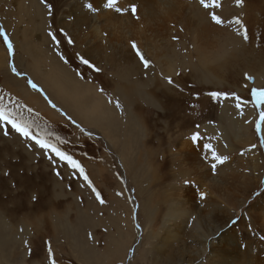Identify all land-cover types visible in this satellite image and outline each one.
I'll use <instances>...</instances> for the list:
<instances>
[{
	"label": "rangeland",
	"instance_id": "1",
	"mask_svg": "<svg viewBox=\"0 0 264 264\" xmlns=\"http://www.w3.org/2000/svg\"><path fill=\"white\" fill-rule=\"evenodd\" d=\"M2 1L0 27L7 29L11 39L10 30L7 26L4 28L5 17L12 19L19 31L23 24L16 23L18 20L14 17V0ZM46 2L52 5L53 14L43 20L42 27L38 24L39 18H26L29 23L26 26L27 32L31 33L27 36L28 39L35 40L43 33L46 36L50 30L55 32L60 41L59 46L49 35L47 37L50 41L48 56L54 53L52 57H57L59 62L53 65L54 69L62 71V67H68L75 72L77 78H80L77 73H81L86 84L88 81V84L98 86L97 91L101 92L100 89L103 88L101 94L105 99L102 102L104 109L101 110L104 117L114 114L120 119H126L125 110L128 109L133 118L132 128L126 130L127 119L125 130L119 136L105 134L102 124L90 122L92 118L87 116L84 108L78 110L80 105L76 107L78 113L81 112L76 115L77 118L64 110L61 105L64 100L60 102L55 98V103L48 95L76 123L80 121L98 134L86 128L81 132L39 93H35L39 95L37 100L30 99L21 92V88L26 87L28 92L36 91L28 86L30 75L18 67L16 59L17 54L20 55L24 66L30 68V64L25 63L29 61V56L23 53L22 46L13 41L14 55H9L0 38V53L6 52L7 63L6 67L0 66V91L5 85L33 105L34 109H31L34 114L33 111L31 114L27 112L30 107H23L22 113L26 119L35 122L34 131L43 134V130H47L67 141L62 147L80 162L83 161L81 164L88 176L106 200L104 205H100L91 189L82 186L85 183L82 178L74 173L70 175L71 170L63 165L58 167L61 172V177L58 178L55 175L56 169L39 155V150H35V154L29 152L16 133L10 131L11 137H5L0 131V219L6 227V232H1L0 264H51L49 246L56 264H210V245L218 252L216 259L223 261L219 263L211 259L214 264H264V147L260 143L261 133L256 131L260 109L252 103L241 105V109H237L236 101L231 98L215 99L208 95L209 92L219 91L250 101L252 88H264V82L257 83L256 79L259 72L264 76V0H243V6H239L237 0H216L220 7L215 9L203 8L199 0H151V12L138 4L139 18L135 17L137 24L134 32L135 37L140 40L131 41H135L155 65L151 73L155 82L145 81V87L137 79L134 69L124 75L125 63L121 62V66L110 69L104 62L89 59L102 69L100 72L80 63V56L87 58L82 50L79 51L82 44L78 43V36L69 44L67 41L68 38L72 39L69 33L71 30L61 25L64 24L65 14L69 13V7L76 2L82 4L84 0ZM125 4L127 3H122L123 6ZM43 6L47 11L44 4ZM225 8H231L227 15H223ZM212 11L219 16L221 14V18L224 17L225 27L229 21L237 18L244 21L249 41L244 42L241 35H230L232 38L237 35V46L243 42L244 51L237 49V46L235 48L231 42L232 46L227 47L226 52L236 49L239 55L236 61L250 65L249 70L242 72V68H236L233 58L230 63L222 66L223 60L219 59H224L226 55L224 50L217 48L216 35L221 31L224 34L226 30L225 27L216 25L207 34V26L211 25L208 23L212 22ZM87 13L90 14V11ZM123 19L126 17L123 16ZM8 23L10 27L11 22ZM121 24H124L123 20L116 24L110 22L109 26L114 27L111 31L109 28V34L114 28H120ZM233 28H237V25H233ZM11 29L14 33V29ZM61 29L69 34L68 37L61 35ZM228 29L230 28L227 27ZM83 34L79 35L80 39H86ZM91 34L93 33L89 30L88 40ZM152 34L156 35L154 37L158 35V40ZM124 36L127 35L118 31L109 36V42L102 44L107 47L110 58L111 46L118 48V44L122 42L121 53L130 56ZM160 37L162 41L159 40ZM154 39L160 41L159 44ZM150 46L152 49H149ZM129 47L131 48V42ZM163 48H166L165 51ZM57 53L62 54L68 63L65 64ZM166 54L171 56V85L163 74V69L168 68ZM43 56L45 57L44 54ZM44 57L38 63L39 67L44 65ZM135 58L140 67H143L139 59ZM47 60L51 63L50 57ZM13 64L22 75L12 73ZM44 71L47 73L48 69ZM212 71L216 72L217 77ZM139 75L143 78L141 69ZM246 75L252 79H246ZM43 78L40 80L41 85ZM31 79L42 87L35 79ZM21 80L22 84L18 82ZM118 85L119 90H124L121 98L112 96ZM26 88H23L25 92ZM89 96L87 93V99L83 98L84 104L90 101ZM123 100L129 105L123 103ZM117 102L120 108L116 107ZM88 104L89 102L85 105ZM34 106L41 108L37 110ZM40 117L45 120L41 119L37 124L36 120ZM233 120H242L246 128L237 134L220 136V131L227 129ZM196 133H199V140L193 141L192 137ZM101 136L104 141L100 139ZM252 145L256 147L252 148ZM94 146L96 149H93ZM213 151L229 157L223 165L217 166L215 172L211 168ZM25 152L33 155V160L27 153L24 155ZM170 214H173V219L169 217ZM22 222L25 230L20 225ZM215 226H219V230L214 233L215 237L205 236L208 238L204 239L202 235L209 234ZM196 227H207V231L204 233L202 229L201 232ZM11 231L15 234L13 239L10 237ZM120 233L122 235L119 236ZM121 236L126 237L124 246L121 244ZM75 240L80 242V249ZM109 244L110 251L107 250ZM118 246H121L122 252L119 256L115 253ZM134 247H138V253H134ZM111 248L114 250L111 251ZM126 248L129 249L125 250ZM108 252L114 259L110 258Z\"/></svg>",
	"mask_w": 264,
	"mask_h": 264
},
{
	"label": "bare ground",
	"instance_id": "2",
	"mask_svg": "<svg viewBox=\"0 0 264 264\" xmlns=\"http://www.w3.org/2000/svg\"><path fill=\"white\" fill-rule=\"evenodd\" d=\"M85 2L84 3H80V4H77V2H76V4L74 5V6H71V8L69 7V13L68 14H65L64 16H65V18H64V20H63V22H64V24L63 25H61L62 27H64V28H66V29H70L71 31H69V33L72 35V40L74 41V40H76V39H74V38H76V36H78V43L80 44H82V46H79V51H81L82 53H84L85 54V56L88 58V59H90V60H92V61H95V62H98V63H106V65H108L109 67H110V69H115V68H117V66L118 65H120V63L122 62V63H125L126 65H125V68H124V70L126 69V71L124 72V75H125V73H128L129 71H131L132 69H134V71L137 73V75H138V77H137V79H140L142 82V84H143V87H145V84H144V82L145 81H148V83L150 82H155V81H153V79H152V76H151V73H152V71H153V69L154 68H152V69H150V70H148V71H145L144 70V68L143 67H140L141 65H139V62H138V60L135 58L136 57V55H135V53H134V51H132L131 50V48L129 47V43L130 42H132L131 40H140V39H138V38H136L135 37V32H134V29H135V25L137 24V22H136V18L135 17H133L131 14H130V12L129 11H125V12H123V13H117L115 10H108V9H106V8H104L103 7V5H104V3L106 2V0H91V2H93V4H94V6L95 7H97L98 9H99V11L98 12H90V14H88L87 12L89 11L88 9H87V7L85 6L90 0H84ZM0 2H3L2 0H0ZM127 3L128 5H130L131 3H135L136 5H138V4H141V5H143V6H145L144 8L146 9V11L147 12H151L150 10H151V6H152V4H151V0L150 1H145V0H120V4L122 5V3ZM6 3V2H5ZM14 3L16 4V8H15V10H16V13H15V15L14 14H12L11 16L13 17V15H14V17L18 20V21H16V23H18V22H20V23H22L23 25V27H22V30L21 31H19L18 30V28H17V25H15V22L14 21H12V19H10V18H8V17H5V20H6V22H5V20H4V24H5V29H6V26L8 27V29L10 30V34H11V40L13 41V42H15L17 45H19V46H22V51H23V53H26L29 57H27L28 58V60L29 61H27V62H25V63H27V64H30V68H26L25 66H24V61H22L21 59H20V55H18L17 54V56H16V59L18 60V63H17V65H18V67L21 69V70H23L24 72H26L27 74H29L30 76H32V77H34L36 80H37V82L39 83V84H41L40 83V80L45 76V81L43 82V85H42V87L44 88V90L48 93V95L50 96V98L55 102V103H57V101H56V99H55V93H56V91H55V93H54V96L51 94V92L47 89L48 87L49 88H55L56 86L59 88V92H60V96L63 98V102H61L62 104V106L64 107V110L65 111H67L71 116H76L77 114H79V113H81V112H79L78 113V110L80 111V109L81 108H84L83 109V111H85L87 114V116L88 117H90V118H92V120L90 121V122H93V121H96L97 123H100V124H102V126H104L105 128L103 129V131L105 132V134H115V135H120L121 134V132L123 131V130H125V120H127L128 119V122H127V125H126V130H131V128H132V121H133V118H132V114L131 113H129V111H128V109H126L125 110V112H126V119H120V118H118V117H116V116H114V114L113 115H110L111 116V118H109V115H105V117H104V113H103V110H101V109H104V106H103V101H104V97L102 96V94H101V92H99V91H97V87L95 86V85H91L90 83L88 84V81H87V84L85 83V81H83L82 79H80V78H77L76 76H75V72H73L72 70L70 71V69L68 68V67H66V68H64V67H62V71L60 70V69H54V66L53 65H57L59 62H58V60L56 59V58H54V57H52L53 55H55L54 53H53V55H50V56H48V51H49V49H48V47H49V43H50V41L47 39V37H48V33L46 34V36H45V34L43 33V35H40L39 37H36V38H34L35 40H31L30 38L28 39V37L27 36H29V33L30 32H27V30H28V28L26 27L29 23H28V20L26 19V18H28L29 19V17L31 18V19H33V18H39L40 19V23H38L39 25H41L42 24V22H43V20L46 18H48V15H47V11H45V9H44V6H43V4L40 2V0H14ZM225 3V2H224ZM70 4H72V3H70ZM127 4H125V6H123L125 9H127L129 6L127 5ZM7 5H8V3H7ZM18 7V8H17ZM139 7H141V6H139ZM153 7V6H152ZM233 7V6H232ZM47 9V8H46ZM244 9V8H243ZM230 10H231V8H230ZM229 8H225L224 9V11H223V15L224 14H228L229 13ZM67 11V10H66ZM111 11L113 12V13H111ZM12 12V11H11ZM127 12H128V14H127ZM145 12V11H144ZM13 13V12H12ZM63 13H65V12H63ZM146 13V12H145ZM222 13V12H221ZM220 14V13H219ZM225 15V16H226ZM230 15V14H229ZM228 15V16H229ZM123 16H125L126 17V19H123ZM220 16H221V14H220ZM227 16V17H228ZM157 17V16H156ZM222 18H224V17H222ZM229 18V17H228ZM119 20H123L124 21V24H121L122 26L120 27V28H114L113 30H112V32H111V34H109L110 33V31H111V28H113L114 26L112 25L111 27L109 26V24H110V22H114V24H116V23H118L119 22ZM157 20V19H156ZM230 20V19H229ZM118 21V22H117ZM8 22H11V28H13L14 29V33H13V30L8 26ZM121 22V21H120ZM228 22V21H227ZM8 23V24H7ZM157 23V22H156ZM163 23V22H162ZM243 23H244V21H243ZM19 24V23H18ZM62 24V23H61ZM159 24H161L160 23V21H159ZM208 24H211V25H209V26H207V34H209V32L211 31V29L214 27L215 28V24L214 23H212V22H209ZM144 25V24H143ZM154 25V24H153ZM158 25V24H157ZM162 25V24H161ZM161 25H160V27H161ZM233 25H235V23H232V24H229L228 23V25L225 27V30H226V32H224V34H223V32L221 31V32H218L217 33V31H216V33H217V35H216V46H218L217 48H219L221 51L222 50H224V52H225V54L224 55H226V57H224V59H221V57H220V59L219 60H223V62H222V66H224V65H226V63H230V61H231V59L233 58L234 59V61H236L237 60V57L239 56L237 53H236V49H234L235 51H229V52H226V48L228 47H230V46H232V44H233V46L236 48V46H237V44H238V40H237V35L235 36V38H232L230 35H233V34H236V31H237V28H233ZM14 26L16 27V28H14ZM41 27H42V25H41ZM153 27V26H152ZM159 27V28H160ZM227 27L228 28H230V29H228L227 30ZM109 28H110V31H109ZM158 28V30H160ZM156 29V28H155ZM154 29V30H155ZM89 30H91V32L93 33V34H91V36H90V38H89V40L87 39L89 36L87 35L88 34V31ZM137 30H138V28H137ZM154 30H153V32H154ZM217 30V29H216ZM6 31H7V29H6ZM119 31V33L120 34H125V35H127V36H124V38H123V40H124V43L125 42H127L128 44H127V47L129 48V50H130V52H129V54H130V56H127V53H126V56H124L125 55V53H124V55L121 53V50L120 49H123L122 48V46L121 45H123V42L122 43H119L118 45V48H117V46H111V48L110 49H112V52L111 51H109V52H111V55H112V58H110V55L107 53V51H106V46H103L102 44H104V43H106V41H108V39L110 38L109 36L111 35H114V34H116V32H118ZM232 31V32H231ZM156 32V31H155ZM158 32V31H157ZM72 33H74V34H72ZM83 33H86V34H83ZM105 33H107V35H105ZM142 34H143V32H141ZM31 34V33H30ZM35 34H36V32H35ZM76 34V35H75ZM81 34H83V35H86V39L85 38H82V39H80L81 38V36H80V38H79V35H81ZM146 35V34H145ZM153 35V38H155L156 40H158V35H157V37H154V36H156V35H154V34H152ZM88 36V37H87ZM160 36V35H159ZM85 37V36H84ZM114 37V36H113ZM117 37V36H116ZM120 37V36H119ZM150 37V36H149ZM217 37H219V38H217ZM121 38V37H120ZM145 38H146V36H145ZM161 39H159L160 41H162V37H160ZM164 38V37H163ZM166 38V37H165ZM164 38V39H165ZM122 39V38H121ZM154 39V40H155ZM31 40V41H30ZM81 40V41H80ZM117 40V39H116ZM155 40V41H156ZM243 40V39H242ZM129 41V42H128ZM143 41V40H142ZM148 41H150V38H149V40ZM160 41H156L157 43L158 42H160ZM77 42V41H76ZM109 42V41H108ZM231 42H232V44H231ZM145 43V42H144ZM149 43H151V42H149ZM163 43H164V41H163ZM113 44V43H112ZM111 44V45H112ZM159 44V43H158ZM169 44H170V42H169ZM207 45L208 46H210V43H207ZM109 46V45H108ZM161 46V45H160ZM155 47H157V46H155ZM143 48V47H142ZM240 48V50L242 49V51H244V49H245V45L243 44V42H241V44H240V46H237V49H239ZM43 49H46V50H43ZM149 49H152V47L150 46V48ZM166 49V48H165ZM165 49L163 48V50L165 51ZM183 49H185V47L183 46ZM232 49V48H231ZM107 50H109V49H107ZM127 50V49H126ZM128 50V51H129ZM168 50V49H167ZM200 50V49H199ZM219 50V51H220ZM1 51V50H0ZM18 51V50H17ZM158 51H160V50H158ZM4 52V51H3ZM38 52V53H37ZM161 52V51H160ZM159 52V53H160ZM167 52V51H166ZM238 52V51H237ZM240 52V51H239ZM165 53V52H164ZM164 53H162V54H164ZM222 53V52H221ZM43 54L45 55V57H50V59H51V63H50V65H49V63H48V58H45L44 56H43ZM104 54V55H103ZM152 54V53H151ZM168 54V53H167ZM165 55V58H166V61L168 62V68L167 69H163V74L164 75H166V77L167 76H169V67H171L172 66V63L171 64H169V62H170V57L171 56H168V55ZM182 54V53H181ZM101 55H103V56H101ZM154 55V54H153ZM152 55V56H153ZM159 55V54H158ZM157 55V56H158ZM172 55H173V53H172ZM187 55V54H186ZM151 56V55H150ZM156 56V55H155ZM161 56V55H160ZM164 56V55H163ZM177 56H178V54H177ZM221 56V55H220ZM42 57H44V60H43V63H44V65H42V66H38V63L39 62H41V59H42ZM103 57V58H102ZM184 57V56H183ZM154 58V57H153ZM164 58V59H165ZM0 59H2L1 61H0V66H1V68L2 67H6V52H4V53H0ZM26 59V58H25ZM156 59V58H155ZM185 59V58H184ZM163 60V59H162ZM183 60V59H182ZM181 60V61H182ZM14 61V60H13ZM16 61V60H15ZM185 61V60H184ZM177 62V61H176ZM15 63V62H14ZM178 63V62H177ZM183 63V62H182ZM186 63V62H185ZM204 63V62H203ZM238 63H239V65H238ZM26 64V65H27ZM95 64V63H94ZM190 64V63H189ZM49 65V69H48V71H47V73L44 71V67L45 66H48ZM176 65V64H175ZM204 65V64H203ZM121 66V65H120ZM193 66V65H192ZM233 66V65H232ZM101 67V66H100ZM161 67V66H160ZM173 67H174V64H173ZM194 67V66H193ZM234 67V66H233ZM238 67H240V68H242L243 70H242V72H245V70H249V68H250V65H248V64H243L242 62H238V61H236V68H238ZM47 68V67H46ZM140 69H141V72H142V75H143V78H142V76H140L139 74H140ZM162 69H160V70H162ZM203 69V68H202ZM210 69V68H209ZM225 69V68H224ZM117 70V69H116ZM192 70V69H191ZM190 70V71H191ZM194 70V69H193ZM119 71V70H118ZM198 71V70H197ZM196 71V72H197ZM122 72V71H121ZM193 73V72H192ZM200 73V72H199ZM208 73V72H207ZM212 73H213V75L214 76H216V72H214V71H212ZM133 74V73H132ZM239 74V73H238ZM28 75V76H29ZM127 75V74H126ZM208 75V74H207ZM212 76V75H211ZM212 77V78H214V79H216V77ZM126 77V76H125ZM210 77V76H209ZM38 78V79H37ZM124 78V77H123ZM44 79V78H43ZM256 79H257V83H261V82H264V76H263V74H262V72H259L258 74H256ZM18 82H20L21 84L23 83V80H21V81H18ZM129 82V81H128ZM8 84V83H7ZM11 86V85H10ZM44 86H48L47 88H45ZM165 86V85H164ZM23 88H26V87H22L21 88V92L22 93H24V94H26L29 98L31 97V98H33V100H37L38 99V96L35 94V92H28V89L26 88V90H27V92H25L24 90H23ZM119 85H118V88L117 89H115L114 90V92H112V96L114 95L115 96V98H121L120 97V95L122 94L123 96H124V90L122 89H120L119 90ZM87 91V92H85V91ZM31 93H33V94H35V95H31ZM58 93V92H57ZM87 93H88V95H90L89 96V98H90V101H86V103L87 102H89V104L86 106L85 104H84V102L85 101H83V98H86L87 97ZM84 94H86L85 96H84ZM57 97V96H56ZM105 97H108V96H105ZM30 98V99H31ZM94 100H93V99ZM104 98V99H103ZM112 98V97H111ZM87 99V98H86ZM85 99V100H86ZM24 100H26V99H24ZM27 101V100H26ZM30 101V100H29ZM103 102V103H102ZM123 103H125V104H127L126 102V100H123L122 101ZM74 104V105H73ZM80 105V107L78 108V110H77V106H79ZM127 105H129V104H127ZM105 108H107V106L105 107ZM82 111V112H83ZM108 111V110H107ZM106 111V112H107ZM104 112H105V110H104ZM110 112H111V109H110ZM84 113V112H83ZM83 113H82V115H83ZM112 113H114L113 111H112ZM116 115V114H115ZM53 116H54V114H53ZM77 117V116H76ZM79 117H81V115L79 116ZM102 117V119H100ZM78 118V117H77ZM106 119V120H105ZM77 120H82V119H77ZM99 125V124H98ZM116 125H117V128H116ZM227 129H225V130H223V131H220V136H224V135H226V136H228V135H232V134H237L238 132H242L245 128H246V125H245V123L244 122H242V120L241 121H231L230 122V124H229V126L228 127H226ZM43 130V129H42ZM125 132V131H124ZM130 132V131H129ZM124 135H125V133H124ZM116 137V136H115ZM108 138H110V137H108ZM123 139H124V137H122ZM107 140V139H106ZM120 140H122V139H120ZM11 150V149H10ZM9 150V151H10ZM27 152H25V154L24 155H29L31 158V160H33L32 159V156H31V154H29V153H27ZM10 165V164H9ZM59 184V183H58ZM59 185H61V184H59ZM65 185V184H64ZM61 192V191H60ZM82 192V191H81ZM62 194V193H61ZM68 194V193H67ZM66 194V195H67ZM62 195H64V194H62ZM69 195H72V194H70L69 193ZM73 195H75V194H73ZM77 202V201H76ZM115 203V202H114ZM176 204V203H175ZM118 206L120 205V204H117ZM126 207V206H125ZM175 207H177V206H175ZM180 209H181V207H180ZM151 210V209H150ZM172 210H174L173 208H172ZM183 210V209H182ZM68 211V210H67ZM144 211V210H143ZM83 212V211H82ZM85 212V211H84ZM176 212V211H175ZM86 213V212H85ZM64 214V213H63ZM126 214H128V212L126 213ZM125 214V215H126ZM175 214V213H174ZM194 214V213H193ZM117 215V214H116ZM130 215V214H129ZM172 215L173 214H170V216L169 217H171L172 218ZM81 216V215H80ZM200 216V215H199ZM118 218V217H117ZM116 218V219H117ZM127 218V217H126ZM190 218V217H189ZM173 219V218H172ZM118 220V219H117ZM204 220V219H203ZM129 221V220H128ZM205 221V220H204ZM53 222V221H52ZM195 222V221H194ZM200 221H198V223H199ZM210 222H212V221H210ZM197 223V222H196ZM206 223L208 224V222L206 221ZM131 224V223H130ZM203 224V223H202ZM21 227H22V229L23 230H25V224L22 222L21 224ZM199 225V224H198ZM195 226H196V224H195ZM167 227V226H166ZM118 228V227H117ZM132 228V227H131ZM193 228H194V226H193ZM197 228V227H196ZM202 229H203V227H201ZM215 228V229H214ZM5 229H6V227H5V225L3 224V221L0 219V240L2 239L1 237H2V235H1V232H3L4 231V233L6 232L5 231ZM192 229V228H191ZM198 230H202V229H200V228H197ZM13 230H15V229H13ZM193 230V229H192ZM204 230V233H206V231H207V227L206 228H204L203 229ZM209 230V229H208ZM215 230V231H214ZM219 230V226H215V227H213L212 228V231L209 233V234H207V235H202L201 233V235H202V237L204 238V239H207L208 237H212V235H214V233L216 232V231H218ZM199 231V232H200ZM12 232V234L10 235V237L12 238H14L15 237V234H14V232L13 231H11ZM10 232V233H11ZM198 232V231H197ZM198 232V233H199ZM202 232V231H201ZM192 234H193V232H192ZM195 234H197V233H195ZM114 235V234H113ZM120 235H122L121 233L119 234V236ZM193 236H195V235H193ZM205 236H208V237H205ZM214 237H215V235H214ZM12 238V239H13ZM113 239V238H112ZM126 237L125 238H123L122 236H121V244L124 246L125 245V243L127 242L126 240ZM83 241V240H82ZM126 241V242H125ZM75 242H76V244H77V247L80 249V242L79 241H77V240H75ZM115 242V241H114ZM117 243V242H116ZM118 244V243H117ZM1 245V244H0ZM119 245V244H118ZM172 245V244H171ZM87 246V243H86V245H85V247ZM110 244H109V246L107 247V250H109L110 251ZM3 247V246H2ZM84 247V246H83ZM113 247V246H112ZM5 248V247H4ZM121 246H118V248H116V254L119 256L122 252H121ZM123 248H125V247H123ZM214 246L212 245H210V247H209V250H210V256L208 257V259L211 257V259L212 260H215V262L216 261H219V260H217L216 259V256L218 255V252H217V250H215L214 251ZM127 249H129V248H126L125 250H127ZM13 250V249H12ZM106 250V251H107ZM112 250H114V249H112L111 248V251ZM139 249H138V247H136V249H135V247H134V253H136L137 251H138ZM10 251V250H9ZM80 251V250H79ZM120 251V252H119ZM123 251H124V249H123ZM177 251V250H176ZM8 252V251H7ZM11 252V251H10ZM172 252H174V251H172ZM109 253V252H108ZM113 253V252H112ZM138 253V252H137ZM82 254V253H81ZM109 256H110V258L112 257L113 258V256L109 253L108 254ZM114 255V254H113ZM115 256V255H114ZM136 256H138V254L136 255ZM3 257V256H2ZM116 257V256H115ZM135 258V257H134ZM114 259V258H113ZM211 259H209L210 261H212ZM96 260H98V258L96 257ZM209 261V263L210 264H214L213 263V261L212 262H210ZM223 262V261H222ZM221 262V259H220V261H219V263H222Z\"/></svg>",
	"mask_w": 264,
	"mask_h": 264
},
{
	"label": "snow or ice",
	"instance_id": "3",
	"mask_svg": "<svg viewBox=\"0 0 264 264\" xmlns=\"http://www.w3.org/2000/svg\"><path fill=\"white\" fill-rule=\"evenodd\" d=\"M42 4L45 5L47 8V15L49 17L53 14V8L51 4H48L46 0H40ZM200 5L205 9H215L220 7V4L216 2V0H199ZM237 4L239 6H243V0H237ZM87 9L90 12H98L99 9L94 6L93 2H88L86 5ZM104 8L108 10H115L117 13H123L125 11H129L130 14L133 17L139 18L138 16V8L135 3H131L130 6L125 9L123 5L120 4V0H106V2L103 5ZM210 18L212 23H214L217 26L225 27V21L215 13V11H212L210 13ZM229 24L235 23L237 25V35H241L244 42L249 41V33L247 27L244 25V23L237 18L235 21H229ZM49 28H51V25H49ZM61 35L68 37V33L64 30H60ZM48 35L51 37L52 41L59 46L60 41L57 39L56 33L53 31H49ZM107 35V33H105ZM0 38H2L3 43L6 45V50L9 55H14V45L12 40L10 39L9 35L7 34L6 30H4L2 27H0ZM69 44H72L74 41L71 38H68L67 41ZM131 48L134 51L136 57L139 59L140 63L142 64L145 71H148L155 67L153 62L147 58L145 53L140 49L138 44L135 41L131 42ZM60 56V59L67 64L68 60L60 53H57ZM80 63L87 66L89 69H92L95 72L102 71L101 68L97 67L93 62H91L89 59L85 58L84 56L79 57ZM11 71L14 75L20 76L22 75L16 68V66L13 64L11 66ZM77 76L80 77V79H84V76L81 73H77ZM167 80V83L169 85L173 84L172 78L165 77ZM246 79L251 80L252 78L250 76L246 75ZM28 86L40 93L44 99L47 101V103L54 109L60 112L62 116H65L66 119L71 121L76 128H78L81 132H84L85 129L81 127L79 123H76V121L68 115L66 112L62 111L60 108L57 107V105L49 98L45 90L40 87L36 82H34L32 79L27 80ZM101 93H103L104 89H100ZM208 95L215 99H219L220 97H224L225 99H233L236 101V107L237 109H241V105L252 103L254 107H257L260 109L259 113V122L256 124V131L261 133L260 143L261 146L264 147V88H252L251 89V100L246 101L242 100L239 96H236L235 94H229L226 92H219V91H212L209 92ZM11 104V106H9ZM9 104H6L4 101V97L0 96V131L3 132V135L5 137H8L11 132H14L17 134L19 138L25 143V147L28 149L29 152H33L35 154V150H39V155L43 156L45 159L48 160L51 167L53 169H56L55 175L59 178L61 177V172L58 170V167L60 165L65 166L66 168L70 169V175L76 174L79 178H82V180L85 182L84 185L87 188L91 189V192L94 193L95 200L99 202L100 205H104L106 203V200L104 199L102 193L95 187L93 181L88 176L84 166L81 164V162L76 159L73 154L70 151L65 150L62 145H66L67 141L63 140V138L59 136H55L53 133L43 130V134L38 131H34V121H31L29 119H26L23 116L22 105H17L14 101H9ZM117 108H120L119 102L116 104ZM31 108H27V112L29 114L32 113ZM90 135V134H89ZM193 141L199 140V133H196L192 137ZM255 145H252V148H255ZM229 159L226 155H219L216 152H212L211 155V168L215 172L218 165H223L227 160ZM187 183V182H186ZM122 193H117V195H121ZM201 198L203 199L204 196L202 194ZM139 226V225H138ZM48 255L51 261V264H56V261L53 257L52 248L49 246L48 248Z\"/></svg>",
	"mask_w": 264,
	"mask_h": 264
},
{
	"label": "crops",
	"instance_id": "4",
	"mask_svg": "<svg viewBox=\"0 0 264 264\" xmlns=\"http://www.w3.org/2000/svg\"><path fill=\"white\" fill-rule=\"evenodd\" d=\"M49 65H50V63H49ZM47 67V68H46ZM49 66H45L44 67V70L45 69H49L48 68ZM31 77L32 76H29V78L31 79ZM33 79H35L34 77H32ZM36 80V79H35ZM37 81V80H36ZM44 81H45V76H44ZM41 85V84H40ZM42 86V85H41ZM48 86H45V88H47ZM2 88V91H0V96H3L4 97V101L5 102H7V103H9V101L11 100V101H14V102H16V104L17 105H22L23 107H30V108H32V109H34L33 108V105H30L28 102H26L24 99H22L20 96H18V95H16V94H14L8 87H6L5 85H4V87H1ZM44 89V88H43ZM50 92H51V94L54 96V93H55V91H56V93H55V98H57L59 101H63V98L60 96V92H59V88L56 86L55 88H47ZM46 92V91H45ZM58 92V93H57ZM47 93V92H46ZM47 95H48V93H47ZM39 96V95H38ZM57 96V97H56ZM40 98V97H39ZM41 99V98H40ZM42 100V99H41ZM37 110L39 109V108H41V107H37V106H34ZM36 111V110H35ZM37 112V111H36ZM33 114H34V111H33ZM41 119H44V118H42V117H40V118H38L37 120H36V123L38 124V123H40V121H41ZM45 120V119H44ZM79 121V120H78ZM79 123L81 124V126L83 127V128H86V129H89V130H93L92 128H89V127H86L85 125H83L80 121H79ZM56 130H58V128L56 127ZM93 131H95V130H93ZM95 132H97V131H95ZM14 133V132H13ZM15 134V133H14ZM97 134H98V132H97ZM10 135V137H11V134H9ZM17 138V137H16ZM100 139L101 140H105L102 136L100 137ZM84 144H87V142L86 143H84ZM93 149H96V146H94L93 147ZM81 162H83L82 160H81Z\"/></svg>",
	"mask_w": 264,
	"mask_h": 264
},
{
	"label": "clouds",
	"instance_id": "5",
	"mask_svg": "<svg viewBox=\"0 0 264 264\" xmlns=\"http://www.w3.org/2000/svg\"><path fill=\"white\" fill-rule=\"evenodd\" d=\"M35 93H38V92H35ZM40 94V93H39ZM40 96H41V94H40Z\"/></svg>",
	"mask_w": 264,
	"mask_h": 264
}]
</instances>
